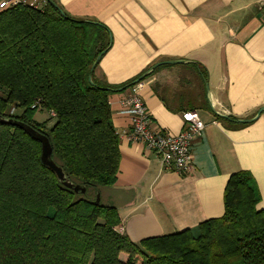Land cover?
<instances>
[{"label": "trees", "instance_id": "1", "mask_svg": "<svg viewBox=\"0 0 264 264\" xmlns=\"http://www.w3.org/2000/svg\"><path fill=\"white\" fill-rule=\"evenodd\" d=\"M60 9L48 1L0 11V115L45 134L54 161L87 191L65 186L43 163L41 142L0 121V264H264V209L249 170L231 175L224 214L200 223L198 236L186 229L136 242L118 230L117 206L97 194L116 183L121 161L110 96L138 78L117 86L94 72L91 82L110 32ZM187 66L206 95L207 69ZM38 110L55 114L40 121Z\"/></svg>", "mask_w": 264, "mask_h": 264}, {"label": "crops", "instance_id": "2", "mask_svg": "<svg viewBox=\"0 0 264 264\" xmlns=\"http://www.w3.org/2000/svg\"><path fill=\"white\" fill-rule=\"evenodd\" d=\"M54 1L67 15L109 30L112 41L95 72L111 85L135 80L157 63L185 60L162 64L110 96L121 161L116 183L100 196L117 206L121 233L136 242L186 229L198 236L200 223L224 214L226 186L240 170L254 175L258 209H264V7L258 0ZM190 63L207 69L206 95ZM132 89L145 99L155 130L181 132L183 112L198 104L206 128L194 141L188 174L166 170L154 152L130 139L131 117L121 109ZM245 118L255 119L238 121Z\"/></svg>", "mask_w": 264, "mask_h": 264}, {"label": "built area", "instance_id": "3", "mask_svg": "<svg viewBox=\"0 0 264 264\" xmlns=\"http://www.w3.org/2000/svg\"><path fill=\"white\" fill-rule=\"evenodd\" d=\"M264 7V0H258ZM48 0H0V11L16 5L42 7ZM121 112L131 117L130 139L140 142L154 152L166 170L181 175L188 174L193 167V144L203 133L206 122L198 110L188 109L183 112L184 127L175 134L167 130H155L151 126L152 118L145 99L133 89L122 98ZM54 115V112L50 113Z\"/></svg>", "mask_w": 264, "mask_h": 264}, {"label": "water", "instance_id": "4", "mask_svg": "<svg viewBox=\"0 0 264 264\" xmlns=\"http://www.w3.org/2000/svg\"><path fill=\"white\" fill-rule=\"evenodd\" d=\"M50 3L54 4L55 6H57L59 9L60 7L58 6V4L54 1V0H48ZM62 13L63 10L60 9ZM112 41V40H111ZM106 52L103 51L95 60L90 73H89V79L91 82H93V74L96 70V67L98 66L102 56L104 55V53ZM185 60H168V61H164L161 63H157L155 64L151 69H149L147 72H145L142 76H140L137 80L134 81V83L139 82L141 79L145 78L149 73H151L155 68L159 67L162 64H179V63H184ZM206 90L209 92V85L206 82ZM262 111V110H261ZM221 116V115H219ZM255 118H245V119H239L238 121L242 122V123H250L254 120ZM0 121L2 122H8L14 125H19L22 128H24L26 131L29 132V134L31 136H33L36 140L40 141L42 144V161L43 163L48 166L51 170H53L57 177L59 178V180L67 187L69 188H73L76 192H79L80 190L82 192H86L87 188L86 186L80 185V184H74L72 181H70L67 177L66 174L63 170V168L61 166H59L53 159L52 157V146H51V142L49 140V138L45 135L42 134L41 132L37 131L36 129H34L32 126L27 125L23 122H17L14 121L13 119L7 120L6 118H4L2 115H0ZM101 199L100 193L97 194V202H99Z\"/></svg>", "mask_w": 264, "mask_h": 264}, {"label": "rangeland", "instance_id": "5", "mask_svg": "<svg viewBox=\"0 0 264 264\" xmlns=\"http://www.w3.org/2000/svg\"><path fill=\"white\" fill-rule=\"evenodd\" d=\"M19 113L20 111H18V110H13L12 111V113ZM51 115H50V112L49 111H47V110H38L37 111V113H36V115H35V118L37 119V120H40V121H43V120H45V119H48L49 117H50ZM53 122H54V120H50L49 121V125L51 126L52 124H53ZM104 190H105V188H103Z\"/></svg>", "mask_w": 264, "mask_h": 264}]
</instances>
